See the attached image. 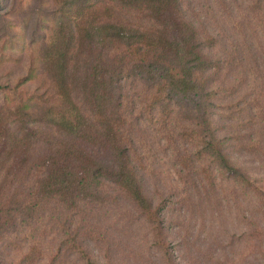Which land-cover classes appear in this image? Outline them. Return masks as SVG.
<instances>
[{
    "label": "trees",
    "instance_id": "16d2710c",
    "mask_svg": "<svg viewBox=\"0 0 264 264\" xmlns=\"http://www.w3.org/2000/svg\"><path fill=\"white\" fill-rule=\"evenodd\" d=\"M1 1L0 264H262L264 0Z\"/></svg>",
    "mask_w": 264,
    "mask_h": 264
},
{
    "label": "rangeland",
    "instance_id": "374dc122",
    "mask_svg": "<svg viewBox=\"0 0 264 264\" xmlns=\"http://www.w3.org/2000/svg\"><path fill=\"white\" fill-rule=\"evenodd\" d=\"M10 1V0H7ZM0 2H2L0 0ZM11 4V2L5 3L4 5L0 4V18L2 17V15L6 12L7 14H9L8 10V6ZM10 8V7H9ZM10 15V14H9ZM19 15V14H18ZM17 15V16H18ZM17 16H15V14H13L12 16H6L5 18H1L0 21H4L7 19H10V21L13 24H9L10 26H14L17 31H21L22 29L16 27V19ZM1 33V32H0ZM10 47L5 46L4 48L0 46V56L5 55L7 57L8 52H13L16 53V49H9ZM23 61L21 64L18 65H14L13 62L4 60L1 62L0 65V83H13L14 82V78L15 76L22 72V68H23ZM10 100V96L8 97V95H6V93H4L1 89H0V105L3 103H7ZM245 163V162H243ZM254 163H248V165L250 166H254ZM207 201H203V211L201 213L196 214V216H198V218H196V221L198 223L199 229H196L195 231H193L192 234H197V241H194L193 243H188V239L190 240L192 237H188L187 239V234L190 233V230H187V221L189 218H191L188 213L185 214H181L177 216V220L175 219V222L178 223V226H174L173 229L175 228V230H172L171 234L172 238L171 241L169 243V247H170V252H171V260L172 262L175 264H186L188 261L189 262H194V264H196V262H206L207 259L209 258V247L212 246V242L216 241L218 238L219 233H221L220 231H218L219 227H217V224L215 223V221L221 217L222 219L224 218V216L229 217V215H226L225 212H222V214L224 215H220L219 211H216V207L213 208L212 207L215 206L216 204H206ZM211 203V202H209ZM178 213V212H177ZM176 213V214H177ZM217 213V214H216ZM193 220V219H192ZM182 221L184 222V224L182 223ZM191 227V225H189V228ZM117 233V231H112L110 232V236H113ZM180 235V236H178ZM183 242H182V240ZM234 240L232 241L230 247H229V252L235 251V245L238 242L239 244V239H237V237L233 238ZM199 244L198 247H196ZM119 250H120V257L122 258L124 255H126L125 253H127L124 244L119 245ZM220 253H216V257L219 256ZM138 254H136L133 259L134 260H138L137 257ZM157 256V255H155ZM227 255H223V257H225ZM128 264H133L134 261H130V257ZM182 260V261H181ZM196 261V262H195ZM183 262V263H182ZM157 264H160V260H156ZM262 264H264V260H262L261 262Z\"/></svg>",
    "mask_w": 264,
    "mask_h": 264
}]
</instances>
